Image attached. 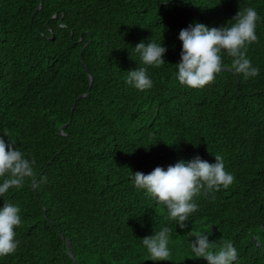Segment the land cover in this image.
<instances>
[{"label": "trees", "instance_id": "1", "mask_svg": "<svg viewBox=\"0 0 264 264\" xmlns=\"http://www.w3.org/2000/svg\"><path fill=\"white\" fill-rule=\"evenodd\" d=\"M247 7L260 16L247 49L259 75L236 74L225 53L213 83L181 85L180 31L225 27ZM152 41L165 64L140 91L127 72L145 67L134 48ZM0 136L36 174L0 197L22 220L0 264H208L193 234L212 251L232 241L233 264H264V0H0ZM217 154L235 181L202 191L184 228L134 185L135 172ZM164 227L171 255L154 262L142 239Z\"/></svg>", "mask_w": 264, "mask_h": 264}, {"label": "clouds", "instance_id": "2", "mask_svg": "<svg viewBox=\"0 0 264 264\" xmlns=\"http://www.w3.org/2000/svg\"><path fill=\"white\" fill-rule=\"evenodd\" d=\"M258 12L253 7L239 10L237 15L225 27H208L194 22L179 33L182 42L181 62L176 79L190 89H203L215 81L224 66V54L232 58L231 67L235 73L245 79L259 75V69L252 66L247 58L248 46L258 42L256 34ZM230 25V26H229ZM145 67L129 70L126 83L137 90L144 91L153 87L148 75V67L159 68L165 64L167 49L155 41L137 44L134 48ZM9 135L5 132L4 136ZM215 163H209L196 156L191 161H179L169 165L167 170L157 166L148 174L134 173V185L163 204L168 217L176 221L181 228L197 211L195 198L201 192L212 194L229 188L235 181L234 174L225 169L224 159L215 155ZM35 158L28 159L15 147L14 141L0 136V197L10 189H20L26 180L36 184L34 170ZM213 199L215 196L213 195ZM20 208L4 201L0 207V257L15 253L19 241L16 229L21 226ZM171 229L164 227L155 234L142 239L143 246L154 262L168 261ZM196 239L191 243V251L197 258H204L208 264H233L238 257L232 241H224L222 246L212 251L213 244L206 234H193Z\"/></svg>", "mask_w": 264, "mask_h": 264}, {"label": "water", "instance_id": "3", "mask_svg": "<svg viewBox=\"0 0 264 264\" xmlns=\"http://www.w3.org/2000/svg\"><path fill=\"white\" fill-rule=\"evenodd\" d=\"M227 68H222V70H226ZM90 79H92V76L90 75ZM91 85H92V82H91ZM68 247H69V249H70V253H71V256L74 258V255H73V252L71 251V244L70 243H68Z\"/></svg>", "mask_w": 264, "mask_h": 264}]
</instances>
